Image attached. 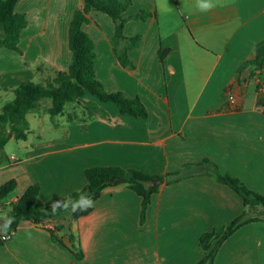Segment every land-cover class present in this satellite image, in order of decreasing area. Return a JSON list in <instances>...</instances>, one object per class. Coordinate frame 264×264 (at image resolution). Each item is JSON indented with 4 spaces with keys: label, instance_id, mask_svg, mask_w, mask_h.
Segmentation results:
<instances>
[{
    "label": "crops",
    "instance_id": "0c3cea01",
    "mask_svg": "<svg viewBox=\"0 0 264 264\" xmlns=\"http://www.w3.org/2000/svg\"><path fill=\"white\" fill-rule=\"evenodd\" d=\"M130 2L124 17L150 14L124 25L125 37L140 36L138 47L128 52L133 67L118 65L114 25L106 14L91 12L82 29L94 43L96 79L107 92L138 97L147 118L119 115L113 103L86 96L111 122H68L73 106H67L53 125L45 111L49 102H44L26 119L32 115L41 121L47 114L51 132L42 136L29 129L26 140L10 137L7 143L13 141L14 147L0 151V185L11 179L17 184L3 204L16 201L31 184L39 186L43 204L61 201L85 186L89 167L118 166L164 177L205 159L264 196V115L256 110L264 102L258 85L264 67L238 76L247 60L264 54V0H209L214 5L209 11H201L197 0ZM82 4H16L27 26L20 35L21 53L0 49V89L42 81L68 68V28ZM160 50L168 51L162 62ZM40 65L42 70H36ZM230 88L238 101L235 110L226 101ZM12 98L0 91V110ZM73 110L81 117L79 108ZM140 202L125 185L104 189L92 212L71 225L82 259L74 256L67 238L62 246L46 229L21 221L0 242V264H196L203 256L200 235L220 230L244 210L231 188L205 175L161 184L142 225ZM258 214L264 211L249 212ZM214 264H264V221L240 227L222 244Z\"/></svg>",
    "mask_w": 264,
    "mask_h": 264
},
{
    "label": "trees",
    "instance_id": "16d2710c",
    "mask_svg": "<svg viewBox=\"0 0 264 264\" xmlns=\"http://www.w3.org/2000/svg\"><path fill=\"white\" fill-rule=\"evenodd\" d=\"M19 1L0 0V49L5 48L21 53L18 45L20 35L27 26V20L24 14L15 11ZM130 3V0H83L82 6L73 12L68 28V48L71 53L68 68L65 71L54 70L48 78L42 81H24L16 87L0 89V91L10 92L13 95V98L6 102L0 110V124L4 129V133L0 136V151L10 137L15 141L26 140L29 131L26 115L37 110L46 101L49 105L45 111L53 125H55V117L63 115L67 106H73V109L79 108L82 114L79 117L72 109V112L67 114L68 122L84 123L92 119L111 122L108 113L96 101L86 99V96H91L100 103H113L119 115L147 118L148 111L138 97L127 98L121 92H107L96 79L94 43L82 29V25L90 21L91 12L106 14L114 25V52L118 65L133 67L128 52L138 47L140 36L125 37L124 25L128 20H146L150 14L140 11L134 16L124 17L123 13ZM167 52V50L159 51L161 62ZM262 67H264V54L247 60L240 68L238 76L243 73L251 76ZM35 69L42 70V66H37ZM256 110L264 115V102H259ZM8 134L11 136L8 137ZM194 175L209 176L216 182L228 186L242 199L244 207L243 212L227 226L218 231L205 232L200 235L198 245L203 256L196 264H214L222 244L240 227L264 221L262 214L249 215L250 210L264 211V196L246 187L240 179L221 173L217 166L207 159L196 164H186L178 171L168 173L164 177L118 166L89 167L84 171L85 186L63 198L60 201L61 207L57 208L55 213L52 212L53 204L46 205L40 201L37 184L29 185L16 201L7 205L3 204V200L16 189V181L11 179L0 185V220L5 221L4 225L8 219H11L12 223L6 231L4 225L0 226V231L5 233L15 231L21 221H28L36 227L46 229L54 243L63 246V239L67 238L74 256L82 259L83 254L71 232V225L79 218L90 214L93 207L73 212L69 205L65 210L62 205L69 198L75 202L82 195L94 202L104 189L125 185L141 199L139 223L142 225L151 203V197L160 189V185H153L155 179H161L162 184L169 185ZM3 214H5L4 217Z\"/></svg>",
    "mask_w": 264,
    "mask_h": 264
},
{
    "label": "clouds",
    "instance_id": "9594fccd",
    "mask_svg": "<svg viewBox=\"0 0 264 264\" xmlns=\"http://www.w3.org/2000/svg\"><path fill=\"white\" fill-rule=\"evenodd\" d=\"M198 7L201 11H209L214 7V5L209 2V0H197ZM69 205H71V209L73 212L79 210H87L88 208L93 206V201L89 197L80 196L79 199L75 202H72L69 198L68 201L64 202L62 207L66 210L68 209ZM61 207V202L56 201L52 205V212L55 213L57 208ZM12 223L11 219H8L6 221V224L4 225V230H7V227Z\"/></svg>",
    "mask_w": 264,
    "mask_h": 264
},
{
    "label": "rangeland",
    "instance_id": "374dc122",
    "mask_svg": "<svg viewBox=\"0 0 264 264\" xmlns=\"http://www.w3.org/2000/svg\"><path fill=\"white\" fill-rule=\"evenodd\" d=\"M31 116L32 115H29L28 118L26 119L28 126H29V129L32 131H36L37 133H39L42 136H47L52 130V127H51V124L49 122L47 114L45 115V117L42 116L41 121H34ZM14 144L15 143H13V141L10 143H7L6 146L4 147L5 150H10V148L14 147ZM12 196L13 195L11 193L10 195L7 196L6 199L3 200V202L10 200Z\"/></svg>",
    "mask_w": 264,
    "mask_h": 264
},
{
    "label": "built area",
    "instance_id": "2783aa9c",
    "mask_svg": "<svg viewBox=\"0 0 264 264\" xmlns=\"http://www.w3.org/2000/svg\"><path fill=\"white\" fill-rule=\"evenodd\" d=\"M259 89L264 91V74L259 80ZM226 101L229 109L235 110L238 106L237 98L235 97L234 91L230 88L226 91ZM10 234L0 231V242H4L9 238Z\"/></svg>",
    "mask_w": 264,
    "mask_h": 264
},
{
    "label": "water",
    "instance_id": "95a60500",
    "mask_svg": "<svg viewBox=\"0 0 264 264\" xmlns=\"http://www.w3.org/2000/svg\"><path fill=\"white\" fill-rule=\"evenodd\" d=\"M11 135L8 134V137H10ZM162 184V180L161 179H155L153 182L154 186H158ZM5 221L4 220H0V226L4 225Z\"/></svg>",
    "mask_w": 264,
    "mask_h": 264
}]
</instances>
